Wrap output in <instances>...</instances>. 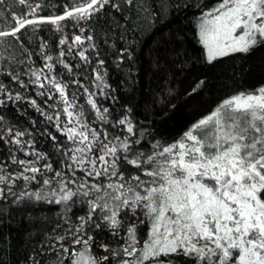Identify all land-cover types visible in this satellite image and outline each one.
Masks as SVG:
<instances>
[{
  "label": "snow or ice",
  "instance_id": "snow-or-ice-1",
  "mask_svg": "<svg viewBox=\"0 0 264 264\" xmlns=\"http://www.w3.org/2000/svg\"><path fill=\"white\" fill-rule=\"evenodd\" d=\"M14 2L28 11L13 12L14 24L0 27V45L5 49L16 48L18 34L28 26L35 32L41 25L51 24L55 31L62 32L64 21L71 20L78 26L105 5L111 4L117 11L121 8L119 0H72L62 14L39 17L40 3ZM123 2L134 4V0ZM5 3L0 0V4ZM199 38L209 64L230 54L249 53L264 44V0H219L202 14ZM85 40L89 42L86 47ZM59 45L68 47L61 48L55 63L67 69L69 75L72 68L62 59L66 54L75 48L76 55L87 64L90 58L86 53L97 49L93 35H74L71 43L61 38ZM47 47L42 43L36 53L43 59V67L28 65L21 71L14 70L11 78L21 88L33 85L38 95L54 101L49 108L59 110L49 114L36 100L21 93L13 95L2 82L0 95H6L7 100L0 99V106H6L7 101H27L49 123H55L57 131L66 137L64 145L54 143L60 167L47 162L48 155L36 149L30 131L4 126V117L0 116V141L8 146V160L16 165L9 171L7 162L0 160V200L7 201L11 196L15 197L13 205L55 203L64 206L65 213L77 202L86 203L88 211L77 217L78 224L70 223L66 216L69 227L65 235L49 237L60 244L68 264L109 261L108 255L97 257L90 251L93 226L106 227L113 236L122 237L124 243L119 248L100 245L116 264H180L175 257H184V264H264V85L225 98L179 139L170 144L157 141L146 153L134 147L141 143L143 133L133 139L136 133L127 115L111 122L117 133H127L123 136L108 130L101 133L86 122L85 108L76 105L77 94L70 98L68 84L52 75L54 63L50 62L54 57L46 53ZM16 50L31 60L32 53L27 49ZM10 60L25 63L15 55ZM104 63L99 59L92 69L95 82H103L100 69ZM21 75L28 76V83L20 79ZM79 86L84 87L87 105L95 112L92 123L109 124V109H101L93 98L96 93ZM96 87L106 95L103 89L107 84L100 87L96 83ZM51 139L56 141L55 136ZM17 153L31 159H21ZM33 183L39 186L35 190L29 188ZM14 188H19L18 194ZM145 223L148 231L141 241L138 225ZM68 236L72 237L71 249L61 243ZM162 256L167 259L161 260Z\"/></svg>",
  "mask_w": 264,
  "mask_h": 264
},
{
  "label": "trees",
  "instance_id": "trees-1",
  "mask_svg": "<svg viewBox=\"0 0 264 264\" xmlns=\"http://www.w3.org/2000/svg\"><path fill=\"white\" fill-rule=\"evenodd\" d=\"M65 1H68V3H64ZM164 2L167 7L166 15L169 17L173 16L175 23L164 27L162 26L163 16L161 15L162 18H160L159 15V19L153 22V28H159L160 31L155 33L146 45H143L142 54H140L142 41L134 33L133 19L129 22L121 21L123 25H126L123 30L128 33V37L126 36L125 38L127 41L126 46L122 54V61L125 63L124 70L128 71L129 78L136 83L138 79L142 78L143 90L141 91V96H138V99H136L137 105L133 102L132 97H128V101L123 102L119 96L118 89L114 88L107 79L108 87L103 89L107 97L97 96L94 99L101 109L104 107L109 109L111 114L109 116V124L102 125L99 121L92 123L95 118V112L87 105L84 88L79 87L78 91L77 89L73 90L72 88L76 86V83L68 82L65 75L61 73H59L60 76L56 75L62 83L68 84L66 92L70 98L73 93H83L81 96H76L77 108L82 105L87 113H91L89 114V116L91 115L90 117L85 115V120L93 128L100 130L101 133L104 130H108L109 133L117 132V129L111 126V122L123 115H127L136 123V129L144 125L145 129L149 130L147 134L148 137L151 134L149 137L151 141L154 138H158L152 134V131L154 133L157 129H161L162 132L161 134L159 133V139L166 142L173 138L166 137L167 135L164 134V131L169 128L168 126L171 125V121L175 117H183L187 122L195 123L201 117L210 113L226 93L235 89H242L245 86H252L256 82L264 80V44L253 48V51L247 55L244 53L231 54L212 64H206L196 46L193 47L196 45L193 24L196 1L164 0ZM71 4L72 0H63L62 3L55 6L56 9L50 10V8H46V11L48 9L46 13H42L39 10L37 15L39 17L59 15L65 11V5L70 6ZM24 11L25 13L28 11L26 6ZM70 21L62 22L65 25L64 30L67 29ZM86 26L88 27V24ZM64 30L57 32L51 24L41 25L38 31L45 32V39L35 42L36 47L34 49L29 47L31 51L25 48L28 53H32V56L31 60L25 58L26 54L22 56L25 63L20 66V71L28 65L43 67L44 62H42V58L36 53H39L42 43L47 44L48 47L45 51L48 52L52 41L55 43V46H51L49 54L53 55L54 61L50 63H54L55 67V58L59 56L61 50L59 40L67 38L69 43H71L74 35L83 34L81 31H73V34H70L71 31ZM66 32L70 35H67ZM31 45L33 46V44ZM18 54L21 55L20 52ZM86 55L89 56L91 62H94V50L90 49ZM69 57H63L62 59H69ZM72 59L70 58V60ZM74 60L76 64L78 63L81 66H79L80 70L72 71L73 80L78 75L80 76L76 79L78 82L86 79L87 85L91 86L89 88L90 92L94 90L96 83H100V87H103L102 82H95V76L89 74L91 66L81 61L78 55H75ZM4 63L10 64L12 62L6 60ZM64 70L66 69L64 68ZM62 77L64 79H61ZM20 79L28 83V76L21 75ZM200 81L204 83L201 85ZM84 82L83 84H85ZM24 89L37 91L31 84H28V87ZM95 89L98 92L100 91L97 87ZM193 89H196V91H193ZM56 97L59 99L58 94H56ZM0 99L7 100V97L3 98L0 95ZM9 102L7 101V103ZM27 107L29 108L28 113L32 117H21V124L26 125V128L28 127L27 130L32 133L36 149L46 154L49 153L51 160L56 158L59 163L60 157L56 152L54 143L57 144L56 141L58 140L59 144L60 142L63 144L64 141L66 142L65 136L54 130L56 128L55 123H49L43 115L31 106L28 105ZM46 109L48 110L47 113L53 115L55 111H58V109L54 110L49 107H46ZM93 114L94 118L92 117ZM120 114L122 115L120 116ZM0 116L2 115L0 114ZM65 119L66 117H64ZM33 121H35V126H33ZM3 123L4 126L17 127V124L11 123L6 117H4ZM29 127H31V130H29ZM46 133L55 136L56 141L54 142L51 139V135H47ZM119 134L121 136L127 135L126 132ZM28 138L25 137V139ZM61 139L64 141H59ZM45 146L49 148V151L44 148ZM39 147L43 149L40 150ZM9 155L8 146L3 141H0V160L7 162L9 171H11L16 168V165H12L11 161L8 160ZM17 155L21 159H31V157L26 158L23 153H17ZM133 171L135 170L133 169ZM18 184L22 185L23 181H19ZM38 187L35 183L29 186L33 190ZM13 191L18 194L19 188H14ZM13 199L15 197L10 196L7 201L0 200V264H33L38 260H40L39 263L42 261L47 262L46 260L49 261V259H46L48 255L51 257L62 251L60 244H56V241L49 239V237L65 235L66 229L69 227V223L65 222L66 216L70 218V223L78 224L79 220L77 217L85 215L88 211L86 203L81 204L77 202L70 212L65 213L64 206L55 203L40 201L13 205ZM91 234L94 236V244H92L90 249L91 253L97 257L105 255L111 257L110 253L105 252L100 245L101 243L107 244L109 241L112 242V240L119 236H113L106 227L95 229L94 226ZM61 243L66 247H72V237L68 236ZM52 245H55V247H51ZM160 259L165 260L167 258L162 256ZM174 259L179 261L180 264H184V257H175Z\"/></svg>",
  "mask_w": 264,
  "mask_h": 264
},
{
  "label": "rangeland",
  "instance_id": "rangeland-1",
  "mask_svg": "<svg viewBox=\"0 0 264 264\" xmlns=\"http://www.w3.org/2000/svg\"><path fill=\"white\" fill-rule=\"evenodd\" d=\"M194 1H196V3H195V13H194V18H193V24H194V37H195L196 45H194L193 47L196 46V48L202 54L204 62L206 64H209L207 62V59H206V51H205L203 45L200 43L199 24H200V18L202 16V14L205 11H207L208 9L212 8L214 5H216L219 2V0H194ZM30 2L40 3L41 4L40 10L42 11V13H44V12L46 13V12H48L49 8H50V10H54V8L56 9L55 6L62 3L63 0H30ZM116 2H118V0H113V3H116ZM119 2L121 3V8L119 11L115 10L111 6V4L105 5V8L102 9L100 12L96 13L94 16H92V18L89 19L87 23L85 21H81L78 26H74V22L70 21L67 29L64 31H71L70 34H73V31H81V29H83L82 35L84 37H87L88 35H93L95 37V43L97 45V49L95 50L94 62L90 61V63H87L88 66H91V69H89L90 70L89 74L92 76L93 75L95 76L92 69L97 67V63H98L99 59H103L105 63L100 69V74L103 76L102 84H105V83L107 84V79H108V81L111 82V85L114 86V88L116 87L118 89L119 96L123 102H127L128 97H132L133 102L136 104L137 103L136 99H138V96L139 97L141 96V91L143 90L142 89L143 80H142V78H140V79H138L137 83L132 81V79L129 78V76L127 74L128 71L124 70L125 63H124V61H122V54H123L125 46H126L127 41L125 38H126V36L128 37V33H126L123 30L126 27V25H123L121 23V21L123 22V20H124L126 22H129L133 19L134 30H135L134 33L137 35L139 40L142 41L141 46H140V52H141L140 54H142L143 45L144 44L146 45L152 39L153 35L160 31L159 28H153V25H154L153 22H155V20L157 21L159 19V15H160V18H162V16H163L162 26H164V27L173 25L175 23V19L173 18V16L169 17L168 15H166L167 7H166L164 0H134L133 5H128L126 2H123V0H119ZM64 3H68V1L67 2L65 1ZM46 8H48L47 11H46ZM24 9H25V6H20L18 4V2H14V0H6L5 4H0V27H11V25L14 24V21L11 19V14L13 12H16V13H20L21 11L25 12ZM29 18H31V17H29ZM86 24H88V27L86 26ZM37 31L33 32L32 28L30 26H28L26 29H23L21 31V33L18 34V36L20 37L19 41L15 42L16 48L9 47V48L5 49V47L3 45H0V57H1L0 58V82H2L6 87L9 88L12 91L13 95H15L16 93H21L25 97H28L30 99H34V100H36L37 104L44 111L48 112L46 107H48V105L53 104L54 101L48 100L47 95L41 97L40 95L37 94L36 90H32V89L27 90V89L21 88L18 83L15 84V82L12 81L11 73L14 70L20 71V66L22 64H14V63H10V64L6 63L5 64L4 63L6 60L12 62L10 60V57L13 55H15L17 59H22V55H19L18 54L19 52L16 50L17 48H20V47H22L23 49L28 48L31 51V49L29 47H32V49H34L36 47L35 42L39 41L40 39L44 40L45 39V35H44L45 32L44 31H38L37 32ZM66 33H67V35H70L68 32H66ZM8 39L12 40L13 38L9 37ZM21 42H22V45H21ZM88 43L89 42L87 40H85L84 46L86 47ZM31 44H33V46ZM52 45L55 46V43L53 41L51 42L49 51L47 50L48 52H46L47 54L50 53V51H51L50 49H51ZM62 47L66 50L68 45L61 46V48ZM76 51H78V50L74 48V50L71 54H69V55L67 54V56H64V57H69L71 55L69 57V59L66 58V59H64V61H65V63H68L71 66V68L73 67L72 71L73 70H80L79 67H77L78 63L76 64V62L74 60L75 55H76ZM251 51H253V49ZM96 52L98 53V55H96L97 54ZM249 53H247V54H249ZM234 54H236V53H234ZM247 54H245V55H247ZM230 55H228V56H230ZM228 56H225V57H228ZM225 57L218 58L215 61H218V60L225 58ZM2 58H4V59H2ZM70 58H73V59L70 60ZM42 62H44L43 59H42ZM82 66H85V65H82ZM84 68H87V67H84ZM59 73H61L62 75H65L66 80L68 82L77 81L76 79L80 77L79 75H78V77L75 76L77 78H75V80H73V77H74V76H72L73 74L69 75L67 69L64 70V67L62 65L55 63V67L53 68L52 75L56 76V75H59ZM61 79H64V77H62ZM85 80L76 83V86L73 87L72 89L73 90L77 89V91H78V88L80 86H77V85H84L88 89L91 88V86L87 85ZM83 82L85 84H83ZM261 85H264V80L261 82H256V84H254L252 86H245L242 89L240 88V89L232 90V91L226 93L219 100V103L222 100H224L225 98H227V97H229L235 93H238L241 91L254 90ZM95 88L93 91H91L93 93H96V95L93 98H96L97 96H99V97H105L106 96L107 97V95H101L100 91L98 92L97 89H95ZM76 94H77L76 96L83 95V93H81V94L76 93ZM2 97L6 98L7 96L2 95ZM28 105L29 104L27 103V101H22V102L10 101L9 103L6 104V106H0V114L3 117H6L8 120H10L11 123L17 124V127L19 129L25 130L28 127L26 128V125L21 124L22 123L21 117H25V116L26 117H32L28 113V111H29V108L27 107ZM62 107H63V105L60 106V108H62ZM33 112L36 113L35 111H33ZM89 114H91V113H87V112L85 113L86 116L90 117L91 115L89 116ZM121 115L122 114H120V116ZM88 117H86V118L88 119ZM92 117L94 118V114L92 115ZM66 119H65V121H66ZM132 123L134 125V131L136 133V135L133 137V139L140 138L141 133H143L141 143L139 145H134V147L137 149H142L146 153L152 151L151 145L157 141L161 142L162 144H170L173 141L179 139L182 136V134L185 131H187L192 124H194V123L187 122L185 120V118H183V117H179V116L175 117L171 121V125L166 124V125H169L168 126L169 128H167L164 131L165 133L163 132L165 135H167L166 137L169 136V138H173V139H169L166 142H164V141H161L159 139V133L161 134V132H162L161 129L158 130L156 128L157 131H154V133L152 131V134H154V136H157L158 138H154V140L151 141L149 138L151 134L149 133L150 135L148 137L147 133L149 132V130L145 129L144 125H142L136 129V127H135L136 123L134 121H132ZM29 130H31V127H29ZM54 130L57 131V127L54 128ZM57 132L60 133L59 131H57ZM111 132H114V131H111ZM115 133L119 134L117 132H115ZM46 134L48 135V133H46ZM146 134H147V136H145ZM52 136L53 135L51 134V137ZM25 137H28V136H25ZM57 137H59V136H57ZM59 141H64V140L61 139ZM56 142H57V144H59L58 140ZM65 143H66L65 141L63 144H62V142H60L59 145H64ZM48 147H49V145H48ZM48 147L45 146L44 148L49 151ZM39 149L41 150L43 148L39 147ZM47 155L49 157V161H47V162H52L54 164V167L59 168L60 165L57 162V159L54 158L53 160H51L49 153H47ZM44 162L45 161H43L42 163H44ZM78 175H79V173H78ZM102 182L106 183V181H102ZM141 219H143V216H141ZM141 228H142V230H141ZM138 231H140L139 235H140L141 241H143V239L146 237L147 231H148L147 224L146 223L145 224H139L138 225ZM110 242L111 241H109V243H107V245L109 246L110 249L119 248L120 245H122L124 243L122 237H120V236L117 237L116 239L112 240L111 243ZM101 244H104V243H101ZM96 245H98V244H96ZM79 247H80L79 245L76 246V248H79ZM69 248L71 249V247H69ZM95 250L98 251L97 248H95ZM50 258H51V260H50ZM46 259H49V261L46 260L48 263L42 261L39 264H50L52 261H54V262H56V264H58L59 260H61V259L64 261V264H68V256L65 253H63V251H59L57 254H55L54 256L52 255L51 257L48 255ZM39 261L40 260H38L37 262H39ZM110 262H111V264H116L115 259L112 256L111 257L109 256V261H105L104 264H110ZM33 264H36V263H33Z\"/></svg>",
  "mask_w": 264,
  "mask_h": 264
}]
</instances>
